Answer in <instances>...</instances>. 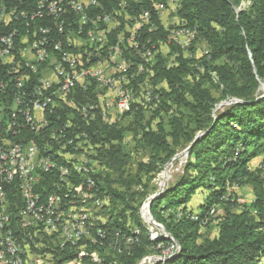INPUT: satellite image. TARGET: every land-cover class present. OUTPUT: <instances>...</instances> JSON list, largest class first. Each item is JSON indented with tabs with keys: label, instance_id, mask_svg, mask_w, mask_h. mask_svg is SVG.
<instances>
[{
	"label": "trees",
	"instance_id": "16d2710c",
	"mask_svg": "<svg viewBox=\"0 0 264 264\" xmlns=\"http://www.w3.org/2000/svg\"><path fill=\"white\" fill-rule=\"evenodd\" d=\"M230 1H176L177 26L193 30L195 39L205 41L208 47L207 53L198 58L193 54L186 57L183 48L168 38L173 27L167 29L161 24L157 6L154 10L152 5L156 1L101 0L102 5L95 8V12L115 14L119 7H126L129 15L147 13L148 20L135 33L133 43L127 42L128 49L121 52L128 66L120 75L128 80L125 88L131 93L129 110L119 121L110 123L104 120L97 105L94 83L86 89L71 85L63 95H52V102L44 108L43 124L36 125V128L24 123L21 116L29 104L20 107L19 133L9 136V141L23 145L30 137L35 144V156L49 158L57 164L55 168L62 165L76 185L78 178L85 177L71 165L73 161H65L62 155H58L62 153L58 147H65L59 135L76 137L74 142L82 139L81 147L92 146L90 157L95 166L91 168L89 178L95 179V197L102 201L107 198L112 208L107 211V206L103 205L101 210L109 216L104 222L95 220L90 229L91 236L97 240L95 244L83 240V248H60L53 236L40 233L29 238L18 228L22 200L17 182L10 183L7 211L11 215L12 229L31 253L39 256L50 253L55 264L74 260L81 264H138L147 256H163L165 252H168L165 260L154 264H257L264 261V94L258 93L260 81L264 80V0H246L249 4L237 12ZM232 1L235 4L240 2ZM70 18L71 25H65L61 35L55 33L54 41H61L68 29L78 30L77 22H73L74 16L70 15ZM11 26L13 24H0V33ZM87 28H81L82 35ZM117 30L107 34L102 48L116 43ZM22 31L26 33L25 29H21L23 34ZM31 32L32 27L27 32V41ZM161 43L168 44L167 57L173 55V63H166L167 58L159 52ZM23 45L21 42L17 44L19 48ZM66 49L73 50L72 47ZM146 50L150 55L145 60ZM62 54L60 51L59 60ZM152 57L155 60H151ZM93 60L84 63L92 65ZM141 65L143 70L140 72ZM27 67L1 80L3 88H11L10 98L17 95L16 75L23 78L24 95H31L33 87L40 85L39 74ZM3 68L1 65L0 70ZM142 84H149L148 92L156 98L136 103L132 99L133 92H140ZM4 96L6 92H0V101ZM62 97H67L72 105L58 103ZM53 104L57 105L53 108ZM87 104L94 108L83 118ZM145 110L153 113L150 120H144ZM13 111H18V105L13 104L10 110L5 108L4 114L13 115ZM161 111L165 112L167 122L163 123L159 118L152 128L151 121L161 117ZM128 114H132L135 123L139 124L138 146L148 150L147 160L138 161L135 172L130 170L131 156L123 144L128 128L120 124ZM66 146L68 153L77 152L74 150L76 144ZM180 146L187 147V160L181 174L171 186L154 194L149 205L150 215L168 237L151 238L139 214L140 204H135L136 192L132 187L142 185L146 188L142 178H153ZM259 156V164L257 162L254 166L252 161ZM101 166L105 167L104 172ZM39 175L35 186L37 191L57 190L58 169ZM101 181L104 182L102 185ZM115 183L119 186L113 187ZM244 185L251 188L253 200L235 210L237 200L228 187L235 189ZM198 188L207 191L204 202L198 206V219L214 205L223 207V214L217 218V232L212 236L201 234L200 227L203 226L198 219L188 217L191 210L185 205ZM147 196L145 193L144 198ZM97 229L103 231L102 238L97 237ZM128 237H131L130 243L126 242ZM34 243L41 247H35ZM172 246H178V249L171 250Z\"/></svg>",
	"mask_w": 264,
	"mask_h": 264
},
{
	"label": "built area",
	"instance_id": "2783aa9c",
	"mask_svg": "<svg viewBox=\"0 0 264 264\" xmlns=\"http://www.w3.org/2000/svg\"><path fill=\"white\" fill-rule=\"evenodd\" d=\"M92 0H65V4H56V0H53L52 11L65 10V14L83 16L85 10L89 7ZM177 0H171V10L175 11V4ZM102 5L99 0V8ZM155 10V6L160 5V0L152 2ZM50 11V12H52ZM20 13L15 16H7V20L17 17ZM150 12H148V17ZM127 20L126 7H119L116 9L115 20ZM146 20H139V14H135V21H131V30L126 32V36L122 38L119 47H110L109 54H102V47L99 52H92V41L102 40V36L112 27V23H106L101 26V38H94L93 35L90 38L85 39V46L80 49V54L76 55L75 58L70 61H92L93 58L109 57V62H116L119 58L120 51L128 49L127 40L131 33H135L137 29ZM183 26H178V34L176 36H170L171 40L177 45H185V49H188V41H180V33ZM45 31H37L34 34L32 45H27L26 54H28L27 65H39L43 64V33ZM21 33V32H16ZM14 35L3 36L0 40V47H2V41H11ZM67 32L61 39V41H55L51 43L53 48V55L51 60L66 47H72L67 43ZM132 49V48H129ZM29 55H36V62H29ZM68 61V62H70ZM19 58L15 57V50L10 49L9 61L4 63V68L0 70V92H6L7 107L10 104H18V111H13V115H5L4 108H0V154H4V162H0V264H42L40 256L36 258H30L29 251L27 250V244H23L19 240V236L16 235L15 230L12 229L11 215L7 211L8 206V191L9 184L14 181L17 182V188L20 191L22 206L18 211V228L26 232L27 236L31 238L37 234H45L53 236L59 247H76L83 248V240H89L91 243H96L90 234V229L94 225L95 220H100L99 217H95L93 213L96 211L95 208L102 207V200L96 198V183L94 178H78L79 182L74 185L70 175L65 172L63 178H57L55 182L56 191L52 192H39L35 189L37 182L39 181V173H46L50 171H57V168L53 167L51 163H43L34 156L35 144L30 140H27V144L23 145H9V136L14 133V127L19 125V109L23 105H28L32 100V95L41 89V86H48V93H45V102H49V94L51 91L52 79H60V85H75L86 89L88 85L94 83L95 85L103 83L108 75H119L124 74L125 68L128 66L125 62L119 65L118 70L112 74L104 72V67L99 69L97 74H76L67 73L65 76H58V72L49 73L46 75V83L33 87L31 95H24L22 92V84H19V90L17 91V98L9 97V90L11 88H1V80L6 76H14L19 70ZM143 70L141 65L140 72ZM34 74V73H33ZM32 74V75H33ZM90 83V84H89ZM125 85L120 86V93L113 96L112 102H106L100 104L102 117L105 116L108 109L114 108L115 116L111 119H117V116L122 114L127 109L126 104H122V97L124 94ZM146 91L144 92L143 101H151L152 99H146ZM156 98V97H154ZM66 103L72 105L67 97H62L58 103ZM44 103L42 108L38 110V122L29 123L30 127L32 124H39L44 121ZM57 103V104H58ZM53 104V108L57 105ZM94 108L93 105L84 106L83 118L88 115L89 110ZM110 119V120H111ZM62 130V129H61ZM92 146L79 147L77 145L76 153H67V146L58 147V151L62 152L69 160H74L80 164H87L92 166L94 169V160L90 157ZM5 162H12V169H5ZM92 200V201H91ZM214 208H210L207 213L198 219V214L192 212L188 214L189 219L197 220L201 226H206L209 217H212ZM181 212L179 213L180 216ZM101 221V220H100ZM98 238L103 237V231L101 229L96 230ZM152 238V237H151ZM131 237L126 239V242L130 243ZM101 242H99L100 245ZM177 250L178 246H172L171 250ZM165 252L163 256L153 257L156 262L164 261ZM84 253L81 252V255ZM36 255V254H35ZM148 257V256H147ZM75 261V260H74ZM73 261H71L72 263ZM70 263V262H69ZM70 263V264H71ZM153 263V264H154Z\"/></svg>",
	"mask_w": 264,
	"mask_h": 264
},
{
	"label": "rangeland",
	"instance_id": "374dc122",
	"mask_svg": "<svg viewBox=\"0 0 264 264\" xmlns=\"http://www.w3.org/2000/svg\"><path fill=\"white\" fill-rule=\"evenodd\" d=\"M134 1H136V0H134ZM153 1L157 2V0H153ZM230 3L232 4V6L236 12L239 11L244 5L249 4V2L246 0H240V2L238 4H235L231 0ZM175 8H176V4H175ZM130 9H133V8H130ZM157 10H158L159 20H160L161 24L167 29L173 27L169 30V35L170 36H176V34H178V26L177 25H179L178 24L179 21L175 15L176 10L174 12L171 10V0H160V5L157 6ZM126 12H127V10H126ZM134 18H135V16L127 14V20H124L123 22L121 20L118 21V25L114 29V30L118 29L117 32L119 31L116 44L118 41L121 44L122 38H124V36L126 35V32L131 30V21H135ZM139 20H146V17L143 18V15L140 14ZM69 23H70L69 25H71V21ZM115 25L116 24L112 25V28L115 27ZM22 32H23V34H25V31H22ZM67 37H68L67 43H68V45L72 46L73 50L70 51L66 48L64 50H67L74 55L80 54V49L83 46H85V39H86L85 35L79 34V32L71 30L69 35L67 34ZM195 37H196V35H195V32L193 30H190L187 28H183L181 30L180 41H188V46H189L188 49H185V45H180V46H182L183 54L186 57H190L193 54L194 57L200 58V57L204 56L208 51V47H207L205 41H203L201 39H195ZM168 38L170 39L171 37H168ZM25 39L27 40V38H25ZM106 39L107 38L105 36L103 38L102 44L100 45L99 49H101V47H103L105 45ZM30 41L32 42V38L28 39V41H26L25 45H23V46L27 47L28 43H31ZM110 47H113V45ZM110 47L109 48H102V54H109L110 53ZM190 47H191V49H190ZM99 49H98V52H99ZM158 50L163 56H165V58H167L166 63H168V64L173 63V55L170 57H167V55L169 54V49H168L167 43H161L159 45ZM149 53L150 52L148 50L144 51L143 56L145 57V60L149 57V55H150ZM52 55H53V49H49L48 57L46 58L45 62L41 65H27L28 64V54H26V52L22 51V50L15 57L19 58V66H22V67H20V69L25 67V66L26 67L27 66H30V67L35 66L36 70L33 68H31V69L34 72H37L39 74V76H40L39 78L46 79L47 74L55 73V69L53 68V65L57 61L56 58L58 59L59 53L54 57V60H51ZM121 55L122 54H119V58L114 63L109 62V57H102L100 59L98 58V60L96 59V61H95V58H93L94 59L93 61H95V62L91 65V67H94V65H95V67L98 68L97 71H99V69L104 67L105 73L112 74L113 72H116V70H118L120 64L122 65L123 62H125ZM151 60H155V57H152ZM7 61H9V58L4 59V62H7ZM29 62H33V59L31 57H29ZM83 65H84V67L90 66V64H85V63ZM27 68H29V67H27ZM140 69L141 68H139V70ZM116 76H118V75H108V78H113ZM108 78H105V79H108ZM189 79H190V77H189ZM126 82H127V80H126ZM53 83H54V79H52L51 86L53 85ZM160 84H161L160 86H163V83H160ZM94 87H95L94 93L96 94V99H97L98 105L105 104L106 102H112L113 96L117 95L115 88H113L111 86H107L104 82L97 84ZM141 87H142V90L140 92H133L132 99L136 103L137 102L140 103L143 101L145 90H147L146 92L150 91V89H149L150 85L149 84H144V85L142 84ZM52 91L54 92L53 95L56 94L57 96L63 95V92H64V91L63 92L59 91L56 87ZM127 91L129 94V101L131 102V93L129 92L128 89H127ZM213 93L217 94V92H215V89H213ZM258 93L260 95L264 94V80L260 81ZM4 99H6V96H4L2 98V100L0 101V108H4V109L7 108L10 110L12 108L13 104H10V107H7V101H4ZM126 102L128 103L127 98H126ZM129 107H130V105H129ZM129 107L122 114L118 115L117 119H111V117L115 116L114 108L108 109L107 113L104 116V120H107L110 123H114V122L119 121L120 117L123 116L124 113L129 110ZM160 115H161V117H155L151 121V127L152 128H155V125L159 121V118H161L163 123L167 122V116L165 115V112L161 111ZM151 117H153V113L149 112L148 110H145L144 120L145 119L150 120ZM36 120H38V112H37ZM120 124H122L123 126H127V128H128V130L125 132L123 144L126 147V151L131 156V160L129 163L130 170L132 172H135L137 162L147 160L148 150L145 148H141L140 146H138V143L136 142V138H137L136 134H137L138 129H139V124L135 123V120H134L132 114H128V115L124 116L121 119ZM80 144H82V141L79 142V147H81ZM74 150H77V144H76V147ZM70 153H72V152H70ZM58 155H62V157L64 158L65 161H73L74 164L78 165V162H75L74 160H69L68 158L65 157V155H63V153H58ZM34 156H35V154H34ZM259 158H260V156L257 159H255L254 161H252V163H254L253 164L254 166H255V163L258 162ZM186 160H187V147L180 146L176 149L174 156L162 167V169L158 173H156L154 175L153 178H151L149 180H147L146 178H142V184H145L146 188H143L142 185H138V186L134 185L132 187V191L136 192V197H135L136 203L135 204H137V203L140 204L139 205L140 217L142 219L143 224L148 228L152 238H156L158 236L168 237V234L163 230L161 225H160V227L156 226L157 222L154 221V219L152 218V216L150 215V212H149V205H148L149 200L153 197L154 194H157V193L165 190L167 187L171 186L175 182L176 177L181 174L182 168H183ZM258 164H259V162H258ZM81 166H82V164H80L79 167H81ZM100 169L103 170V172L106 170L105 167H103V166H101ZM263 175H264V168H263ZM103 183H104L103 181L100 182L101 185ZM118 186H119V184H117V183H115L113 185V187H118ZM119 188H122V187H119ZM228 191H230V193L237 200V205L234 208L235 210H240V208L243 204H247L248 202L253 200L252 191L248 185L237 186L235 189H234V187L229 186ZM145 193L148 196L144 198ZM206 193H207V191L205 189L198 188L196 193L191 197V199L185 205L186 208L190 209L193 214H197L198 213V206L204 202ZM103 205L107 206V211L112 208V205L108 202L107 198L103 199L102 206ZM211 208H214V213H213V216L211 218L212 221H210L206 226L200 227L201 234H208L210 236L214 235L217 232V226H218V225H216L217 220H218L217 218H220L221 215L223 214V207L221 205L217 204V205L212 206ZM178 209L179 208H177L176 210L178 211ZM95 210L96 211L93 213V215L95 217H99L100 220H102L103 222L106 221L109 214L104 212V210L102 211L100 206L95 208ZM153 222L155 223V227H154V225H152V224H154ZM53 245H54V243H53ZM34 246L37 248L41 247L40 244H37V243H34ZM27 250L29 251L30 258L31 257L36 258V256H39L36 253H35L36 255L34 253H31V251L29 250V247L27 248ZM157 256L158 255H151V256L145 257L141 261H139L138 264H153L156 260L151 259V258H153V257L155 258ZM40 257L42 259V264H55V262L52 259V255L50 253H46ZM70 263L68 262V263H64V264H70ZM71 264H81V263H80V261L75 260ZM257 264H264V261H260Z\"/></svg>",
	"mask_w": 264,
	"mask_h": 264
},
{
	"label": "bare ground",
	"instance_id": "6f19581e",
	"mask_svg": "<svg viewBox=\"0 0 264 264\" xmlns=\"http://www.w3.org/2000/svg\"><path fill=\"white\" fill-rule=\"evenodd\" d=\"M52 4H53V0H0V24L2 25L13 24V26H11L7 31L0 33V40L3 39V36L14 35L11 41H2V47H0V66L5 63L4 59L9 58L11 48L15 50V56L18 55L21 50L26 52V46L25 47L23 46V48H19L17 44L21 42V44L25 45V42L27 41L25 38H29L27 32L29 31V29H31V27H32V32H31L32 42H33L34 34H36L37 31L47 30L46 33H43V47H42L43 61L46 60L49 54V49H51V43L55 42L53 39L54 35H56L55 33L61 35L64 32L65 25L70 24L69 22L70 20H72L69 14H65V10L52 11ZM56 4H65V0H56ZM98 6H99L98 0H92L89 7L85 10L83 16L73 15L74 16L73 22L74 21L77 22L78 24L77 32H79V34H82L81 28L83 26H88L86 32L84 33L86 38H90V36L93 35V31H94V38H101V31H95V30H99L101 26L105 25L106 23H112L115 20L114 13H109L106 11L95 12L94 9L97 8ZM17 13H20V15L11 18L10 20H7L6 18L7 16H15ZM142 15L143 18L147 17V13L145 12L142 13ZM114 24H116L115 27L113 28L111 27L107 31V33H105L102 36V40L92 41V52H98V49L102 44L103 38L107 36V34L110 31L114 30L117 27L118 21L113 22L112 25ZM140 28L141 26L137 29V31ZM21 29H25L26 33L25 34L16 33V32H21ZM70 31L71 29L67 30L68 35ZM137 31H135V33ZM135 33H131L130 36H128V40H127L128 43H133ZM32 42L28 43V45H32ZM119 46H120L119 41L117 42V44L115 43L113 45V47H119ZM61 51L63 52L61 57L62 59L59 60L56 58L57 61L56 62L54 61L55 63L53 65L55 72H58V76H65L67 75V73L97 74L98 68H96L95 65L94 67H91V65L84 67L83 65L84 62L87 63L90 61H80V62L70 61V59L75 58L76 55L70 54L69 52L64 50ZM121 52L122 51H120L119 54H121ZM29 57L33 59V62H36V55H30ZM31 68L36 70L35 66L34 67L31 66ZM39 77H38L39 84L40 85L45 84L46 79H42ZM104 83L107 86H111L115 88L118 95L120 93V86H123L126 83V78L123 75H118L113 78L105 79ZM14 84L17 93V91L19 90V84H22V88H23L24 85L23 78L20 75H16L14 77ZM55 87L59 91L63 92L68 90L71 87V85H60V79H54V83L51 86V91L49 94V102H45V103H44L45 93H48V86H41V89L37 90L34 93L33 99L30 101L27 108L21 113L24 123L28 124V119H29V123L38 122V120H36L37 112L40 108H42L43 103H44V108H46L48 104L52 102L51 97L54 93L52 90ZM1 88H3L2 83H1ZM14 98H17V95ZM126 98L128 100V103L126 102ZM152 98L154 97H151L149 92H146V99H152ZM122 104H126L127 109L130 105L127 88H125L124 90V94L122 97ZM41 124L43 123L40 122L39 124H32V127L35 126L36 128V125H41ZM19 126L20 125L14 127L13 135L19 133V131L17 130ZM59 138L62 139L61 142H63L65 146L75 145V144L78 145V142H74V139L76 137L66 138L65 134L62 133L59 135ZM9 145H22V143L9 141ZM36 158L42 161L43 163H51L53 167H56L57 165L55 162H52L49 158H43V157L42 158L36 157ZM0 162H4V154H0ZM71 165H73V167L77 171L81 172L82 177L89 178L92 168L91 166L88 167L87 164H82V166L79 167L78 165L74 164V162H72ZM5 169H12V162H5ZM57 169L60 172V178H63V174L67 172L66 168H64L62 165H59L57 166ZM152 225H154L155 227V223Z\"/></svg>",
	"mask_w": 264,
	"mask_h": 264
},
{
	"label": "water",
	"instance_id": "95a60500",
	"mask_svg": "<svg viewBox=\"0 0 264 264\" xmlns=\"http://www.w3.org/2000/svg\"><path fill=\"white\" fill-rule=\"evenodd\" d=\"M152 198H153V197H152ZM152 198H151V199H152ZM151 199L149 200L148 205H150ZM156 226H157V227H160V224L156 223Z\"/></svg>",
	"mask_w": 264,
	"mask_h": 264
}]
</instances>
